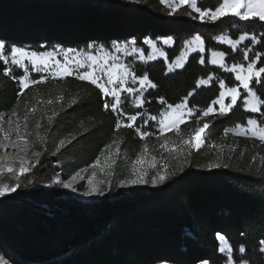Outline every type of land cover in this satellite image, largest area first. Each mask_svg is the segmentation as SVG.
<instances>
[{
  "label": "trees",
  "instance_id": "16d2710c",
  "mask_svg": "<svg viewBox=\"0 0 264 264\" xmlns=\"http://www.w3.org/2000/svg\"><path fill=\"white\" fill-rule=\"evenodd\" d=\"M217 3L198 2L202 7ZM188 11L181 8L172 15L162 0H0V38L35 51L57 46L80 50L90 44L110 49L115 42L132 38L143 46L147 38L155 42L171 38L174 48L167 55L173 62L185 44L199 36L206 54L192 56L182 71L169 74L164 61L134 66L137 76L147 74L157 87L145 96L143 108L131 112L158 116L167 104L180 103L195 89L188 106L199 116L218 96L220 80L229 87L238 83L233 74L210 64L211 50L225 52L230 66L246 63L243 51H230L217 39L255 34L262 43L253 54L264 53V27L232 16L201 22L187 15ZM245 45L251 48V43ZM5 68L0 61V115L15 119L11 116L15 110L23 124L28 114V131L33 133L28 137L30 153L43 152L39 163L20 177V187L0 197V256L10 264H228L219 251L217 233L233 246L234 264H241V258L248 264H264L259 243L264 240V144L250 137L223 135L227 129L246 126L249 118L264 127V115L246 112L239 101L227 116L205 118L212 121L207 142L217 147L169 161L170 175L163 185L128 192L111 186L97 202L81 203L63 183L89 168L113 140L130 158L143 150L146 141L133 129L116 131V113L104 110V97L90 83L75 77L49 79L18 96V82L4 75ZM12 75L19 77L23 72L14 69ZM209 77L215 79L211 86L197 87L200 79ZM255 86L258 94L264 91ZM61 95L62 102L57 99ZM161 97L166 104L160 103ZM73 98L77 104L68 107ZM49 99L52 105L46 103ZM32 107L36 112L28 113ZM53 110L58 115L49 125ZM37 123L40 129L35 128ZM196 126L194 116L182 125V135L187 137ZM36 131L45 136V142L36 139ZM73 136L60 153L53 154L61 139ZM216 162L220 168L206 167ZM57 178L61 184L55 183ZM15 183V178L9 182ZM240 246L245 253L238 251Z\"/></svg>",
  "mask_w": 264,
  "mask_h": 264
},
{
  "label": "snow or ice",
  "instance_id": "6c2138e0",
  "mask_svg": "<svg viewBox=\"0 0 264 264\" xmlns=\"http://www.w3.org/2000/svg\"><path fill=\"white\" fill-rule=\"evenodd\" d=\"M139 2V0H136ZM165 6L170 8V14L174 15L181 8H187L191 11L187 12V15L191 16L194 20H199L206 23H215L226 16H232L238 18L240 21L254 23L260 22L264 27V0H218V3L214 7H202L198 4V0H162ZM195 13L196 15H193ZM244 41H249L251 44H260L261 40H258L256 35L249 36L248 34H242L238 39H225L221 37V42L230 46L231 50L238 49V46ZM144 44L150 46L153 50H156V42L150 38L143 41ZM164 44H172L171 39H165ZM195 45V46H194ZM129 46H131L129 51ZM87 48L92 50H77L74 48L67 49H55L52 51H35L26 49L15 44H9L5 38H0V61H3L4 65H15L23 70V75L17 77L12 75V68L7 67L4 70V75L9 76L12 80L17 81L19 85L18 96H23L24 92L31 86L40 85L46 83L51 77L53 80H62L68 77H75L79 81H86L95 86L99 90V93L104 97L103 108L105 111L109 109L116 113L118 117L124 118L117 119L115 123L116 131H119L121 127L132 129L135 127L136 134L141 140H147L148 137L155 136L158 140L163 139L160 142V149L163 150L160 158L164 163H159L157 156H149V147L145 143L143 150L135 158L131 165V175L129 178L120 182V187L135 186L151 183L153 186L163 185L169 178V159L179 160L180 155H191L192 151L199 150L205 145L206 136L208 130L212 126V121L205 120L210 115L215 116H227L232 113L233 109L237 106L238 101H242L243 106L250 113H262L264 108V91L258 90L255 85H259L261 90H264V66H258V64H264V53L253 54V57H249V52L252 51L247 45L243 50V60L247 63H233L228 66L225 61V52H212V64H219L221 68L227 73H232L235 76V81L238 82L234 86H227L224 80L219 81V94L211 101V103L201 111L199 116H196V109L188 106L189 97L195 92L193 89L183 100L178 104H167L164 112L160 114L159 120L156 116H151L150 119L157 121L159 128L157 132L142 131L139 126L136 125L138 118L143 116V113L137 112L134 115H128L123 112L120 107L123 93H127L129 96H135L134 104L138 108H142L145 100L143 92L148 88L157 87L148 77L147 74L137 76L136 73L125 63L121 61L120 55H114L113 53L125 55H138V58L142 61L156 60L158 57L155 52L152 55L145 57L144 49L137 47V41L132 38L130 41L124 43L115 42L112 48H106L104 45L96 46L90 44ZM188 48L193 52H204V41L198 36L194 41L188 42ZM160 56L167 59V54L160 51ZM186 62V53L176 57L175 68H183ZM200 64H204L205 60L200 58ZM31 70L40 73L38 79L31 78ZM174 70L172 64L168 65V71ZM209 79H200L197 82V87L206 85L210 82ZM138 84L139 87L132 85ZM111 98V101H109ZM59 101H63L64 97L61 95L57 98ZM226 99L228 102L226 103ZM48 105H52L54 101L52 99L47 100ZM161 104H166L163 97L160 98ZM77 104V99L73 98L68 107H72ZM218 106V108L216 107ZM36 108L32 107L27 110L28 113H35ZM58 113L53 110L52 114L48 116V124L51 125L54 118ZM11 116L15 119H8L6 121L8 127H4L5 117L0 115V150L5 152L9 148L16 149L18 153H24V155L18 156H0V177H6L11 175L15 178L17 183L9 184L0 181V197L5 196L8 193L15 192L20 187V177L29 173L32 167H35V163H39V158L43 155L42 151H32L37 159L35 163L28 160L26 157L30 148V142L28 137L33 133L28 131L29 115L23 116V124L18 113L13 110ZM196 119V127L184 137L181 133V125L185 124L189 118L194 117ZM127 121V122H126ZM202 122V123H201ZM146 124L147 121H144ZM261 121L254 118L247 120L249 127L238 126L234 129H227L224 131V137L232 132L233 135L238 137L249 136L250 138L258 139L264 144V127L260 126ZM41 124L35 125L36 129H40ZM174 132L180 139L179 143L171 142L166 136V133ZM14 134V139H13ZM36 139L43 143L45 142V136L41 135L39 131L35 132ZM75 139L73 136L71 139H61L59 144L55 147L54 155L60 153L61 149L72 142ZM115 150L113 151V146ZM213 149L217 145H211ZM223 146L221 145V151ZM120 153V146L117 140H113L108 144L100 156L95 159V162L90 165L92 169L90 176L82 175L81 173H88V169H82L81 172H76L71 179L63 183V187L76 191L74 182L79 178L80 180L86 179L87 190L84 192L86 196H92L94 194L103 195V189L101 185H106L108 190H111V181L104 179H97L98 171L105 173V169H112L116 164L117 157ZM164 153L168 155L165 156ZM18 161V166L15 162ZM261 161L264 162V157H261ZM146 165V167H145ZM227 167V165H223ZM206 167L211 170L214 168H220L219 162L209 163ZM98 170V171H97ZM154 170V171H153ZM150 171H153L151 178ZM183 171V168H181ZM108 176L113 175V172L105 173ZM56 184H61L62 181L57 178ZM216 239L219 241V251L221 253H227L228 264H233L232 251L233 246L229 242L228 238L222 234L217 233ZM260 251L264 253V240H260ZM240 253H245L246 249L243 246L238 248ZM0 264H7V261L0 259ZM241 264H248V261L241 258Z\"/></svg>",
  "mask_w": 264,
  "mask_h": 264
},
{
  "label": "rangeland",
  "instance_id": "374dc122",
  "mask_svg": "<svg viewBox=\"0 0 264 264\" xmlns=\"http://www.w3.org/2000/svg\"><path fill=\"white\" fill-rule=\"evenodd\" d=\"M199 1V0H198ZM170 2H171V0H170ZM164 4V3H163ZM165 5V4H164ZM167 7V6H166ZM167 8H169V7H167ZM170 9V8H169ZM221 37H223V38H225V39H228L229 37L228 36H226V35H223V36H220L218 39H217V43H219L220 45H223L224 47L226 46V47H228V48H230V46L229 45H227V44H224V43H222L221 42ZM171 39V38H170ZM196 39V37L194 38V39H191V40H189V41H194ZM258 39V38H257ZM165 39H163V40H160V41H158V42H156V45H157V48H156V50H153L150 46H148V45H146V44H144L143 46H138L137 45V47H139V48H142V49H144L145 51H144V55H145V57H147V56H149V55H152L154 52H155V55L158 57L156 60H147L146 62L145 61H142V60H140L139 58H138V55H136V54H133V55H125L124 53H120V54H116V53H113L114 55H120L121 56V61L123 62V63H125V64H127L133 71H134V66H137V65H139V64H142V65H149V64H154V63H158V62H161V61H164V62H166L167 63V66L169 65V64H172L173 65V67H174V70L173 71H171V72H169L168 71V73L169 74H174V73H176V72H178V71H182L185 67H186V65H187V63H188V60L192 57V56H194V55H197V54H201V55H205L206 54V49H205V51L204 52H200V53H197V52H193L190 48H188V42L185 44V47H184V50L182 51V53L181 54H183V53H186V62L184 63V67L183 68H175V61H173V62H170L169 61V59H168V55H167V59H165L164 57H162V56H160V51H163V52H165L166 54H167V50H170L171 51V49H173L174 48V41H173V43L172 44H164L163 43V41H164ZM259 40V39H258ZM247 43H249V41H244V42H242V44L241 45H239L238 46V49H236V50H233L234 52H238V50L239 51H243L244 49H243V46L245 45V44H247ZM96 45V44H95ZM259 44H251V49H252V51L251 52H249V57H251V55L253 54V52H254V48L255 47H257ZM96 46H99V45H96ZM195 46V45H194ZM24 48H26V49H30V50H32L30 47H24ZM67 49V48H64L63 46L62 47H60V46H57V47H55L54 49H52V50H55V49ZM112 48V47H111ZM110 48V49H111ZM130 48H131V46H129V51H130ZM204 48H205V44H204ZM52 50H47V51H52ZM78 50V49H77ZM80 50H92V49H89V48H87V49H80ZM212 50H211V52H210V64L212 65V66H214V67H216V68H219V69H221V70H223L224 71V69L223 68H221L220 66H219V64H212L211 63V60H212ZM224 61H225V63L227 62V56L225 55V58H224ZM3 62V61H2ZM247 63V62H246ZM245 63V64H246ZM4 64V63H3ZM227 64V63H226ZM228 65V64H227ZM259 65V64H258ZM6 68L7 67H11L12 68V70H14V69H17V70H21L22 72H23V70L22 69H20V68H18L17 66H15V65H11V64H9V65H4ZM228 66H230V65H228ZM29 71L31 72V78H32V76H34V75H41L40 73H36V72H34V71H32L31 70V67L29 68ZM225 72V71H224ZM225 73H227V72H225ZM229 74H232V73H229ZM234 75V74H233ZM49 79H52L51 77H49ZM64 80V79H63ZM215 82V79L212 77L211 78V80H210V82L208 83V84H206V85H202V86H200V87H209V86H211L213 83ZM132 86H134V87H139V85L138 84H135V85H132ZM153 89H155V88H148L146 91H144L143 92V97H144V100H145V96L148 94V92L149 91H151V90H153ZM136 99V97L135 96H129L127 93H123L122 94V96H121V100H122V103H121V105H120V107L123 109V112L124 113H126V114H128V115H132L131 114V112H132V110L134 111V110H138V109H141V108H138V107H136L135 106V104H134V100ZM109 101H111V98H109ZM228 102V100L226 99V103ZM239 102V101H238ZM144 105H145V103H144ZM144 105H143V107H144ZM142 107V108H143ZM217 108H218V106H216ZM244 109H245V111L246 112H248V113H250L245 107H244ZM165 111V110H164ZM164 111H162V112H164ZM161 112V113H162ZM160 113V114H161ZM250 114H253V115H259L260 113H250ZM117 115V114H116ZM118 117V116H117ZM150 115H148V116H145V117H140V118H138V120L136 121V125L137 126H139L140 128H141V130L142 131H149V132H157V130H158V128H159V125H158V123H157V121H153V120H151L150 119ZM157 117V120H159V118H160V115H158V116H156ZM120 118H124L123 116H121V117H118V119H120ZM193 117H191V118H189L188 119V121H190L191 119H192ZM8 119L6 118L5 119V123H4V127L5 128H7L8 127V125H7V123H6V121H7ZM144 121H147V123L145 124L144 123ZM187 121V122H188ZM127 122V121H126ZM21 123H22V121H21ZM182 125H184V124H182ZM182 125H181V127H182ZM239 126H242V125H239ZM238 127V126H237ZM244 127H249L248 125H246V126H244ZM121 128H124V127H121ZM126 128V127H125ZM236 128V127H235ZM133 130H135V127L134 128H132ZM232 129H234V128H232ZM136 132V131H135ZM209 132H210V129L208 130V133H207V136H206V142H205V145L201 148L202 150L203 149H206L207 147H210V148H212L211 147V145H212V143H208L207 142V138H208V135H209ZM136 134V133H135ZM229 134H232L233 135V133L232 132H229ZM137 135V134H136ZM138 136V135H137ZM166 136H167V138L169 139V141H170V143L171 142H176V143H179V137L174 133V132H168V133H166ZM235 136V135H234ZM139 137V136H138ZM245 137H249V136H245ZM242 138V137H241ZM13 139H14V134H13ZM163 139V137L161 138V140ZM161 140H158L155 136H152V137H148L147 138V140H144V141H146V143L148 144V147H149V156H157V159H158V161H159V163H164V161L160 158V155H161V153H163V150L162 149H160V147H159V145H160V142H161ZM258 140V139H257ZM201 149L199 150V151H201ZM115 150V148H113V151ZM193 151H195V150H193ZM195 152H197V151H195ZM5 155H9V156H18V155H24V153H18V151L16 150V149H11V148H9L8 149V151L7 152H5V151H3V150H0V156H5ZM139 155V153L136 155V156H133L132 158H130V157H128L126 154H124L122 151H121V149H120V153H119V156L117 157V160H116V164L114 165V167L112 168V169H108V168H106L105 169V173H107V172H113V175H111V176H108V175H106L105 173H100L98 170V175H97V179L99 180V179H104V180H110L111 181V186H114L115 188H116V190L118 191V192H128L129 190H138V189H141V188H144V187H146V186H151V187H156V186H153L151 183H148V184H142V185H135V186H125V187H120L119 185H120V182L122 181V180H124V179H127V178H129L130 177V175H131V165H132V162L135 160V158L137 157ZM164 155L165 156H167L168 154L167 153H164ZM182 156H184V154H181L180 155V157H182ZM28 160H30V161H32L33 163H35V161H36V157L35 156H33L31 153H30V149H29V151H28V155H27V157H26ZM171 160H173V159H169V161H171ZM175 160V159H174ZM168 161V162H169ZM15 164L18 166V161H16L15 162ZM145 167H146V165H145ZM88 169V173L87 174H85V173H81L82 175H85L86 177L87 176H90V173H91V171H92V169L89 167V168H87ZM154 171V170H153ZM153 171H150V176H149V178H151V176H152V174H153ZM14 177H12L11 175H8V176H6V177H0V181H2V182H4V183H9L10 182V180H12ZM66 183V182H65ZM74 187L76 188V191H73L72 189H68V188H65L74 198H76L78 201H81V203L82 202H84V203H89V202H97L98 200H100L104 195H105V191L106 190H108V187L106 186V185H101V187H102V189H103V192H104V194L103 195H101V194H94V195H92V196H86V195H84V192L87 190V184H86V179L85 180H80L79 178L77 179V181L76 182H74ZM12 193H14V192H11V193H8V194H6L5 196H8V195H10V194H12ZM222 254H224L227 258H228V256H227V253H222ZM232 258H233V252H232ZM0 259H3V260H5V261H7L6 259H4L2 256H0ZM7 264H10L8 261H7ZM164 264H168V263H164ZM203 264H205V263H203ZM207 264V263H206ZM233 264H234V262H233Z\"/></svg>",
  "mask_w": 264,
  "mask_h": 264
},
{
  "label": "crops",
  "instance_id": "0c3cea01",
  "mask_svg": "<svg viewBox=\"0 0 264 264\" xmlns=\"http://www.w3.org/2000/svg\"><path fill=\"white\" fill-rule=\"evenodd\" d=\"M199 2V1H198Z\"/></svg>",
  "mask_w": 264,
  "mask_h": 264
}]
</instances>
